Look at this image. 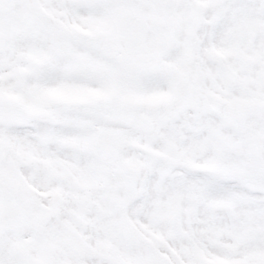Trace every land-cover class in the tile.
<instances>
[{"label":"snow or ice","instance_id":"6c2138e0","mask_svg":"<svg viewBox=\"0 0 264 264\" xmlns=\"http://www.w3.org/2000/svg\"><path fill=\"white\" fill-rule=\"evenodd\" d=\"M0 264H264V0H0Z\"/></svg>","mask_w":264,"mask_h":264}]
</instances>
